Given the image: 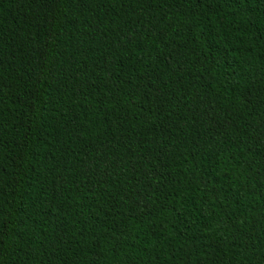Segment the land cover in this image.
<instances>
[{
  "label": "trees",
  "instance_id": "16d2710c",
  "mask_svg": "<svg viewBox=\"0 0 264 264\" xmlns=\"http://www.w3.org/2000/svg\"><path fill=\"white\" fill-rule=\"evenodd\" d=\"M0 264H264V0H0Z\"/></svg>",
  "mask_w": 264,
  "mask_h": 264
}]
</instances>
